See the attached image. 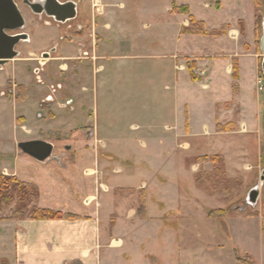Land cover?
<instances>
[{"label":"crops","instance_id":"crops-1","mask_svg":"<svg viewBox=\"0 0 264 264\" xmlns=\"http://www.w3.org/2000/svg\"><path fill=\"white\" fill-rule=\"evenodd\" d=\"M58 1L74 3L76 19L58 24L53 20H41L38 16L39 19L36 20L30 11H20L25 20L22 32L28 36V40L15 48L19 57L12 61H18L21 55L26 53L32 57L31 62H38L37 57L42 58L43 54L54 49L45 62L52 60V56L58 57L56 66L62 70V63L68 66V61H71L74 55L79 57L82 52L87 51L90 56L96 58L92 73H99L103 66L98 65V61L108 59L110 54L120 56V52H125L128 55L124 57L134 54L139 58L138 56L143 54L144 57L164 58L168 53L167 57L172 62L167 64V68L173 72L172 86L175 98L179 100L184 89H191L187 79L191 85L198 83V80L192 81L185 68L187 65L192 67L193 73H205L203 79L206 83L200 84V88L203 91H212L210 120L201 123L199 128L192 127L190 105H183L184 128L187 133L184 135V142L188 144L190 151L193 149L194 153L197 149L195 144L187 140L205 137L209 147L204 148L207 154L202 155L222 157L230 179L242 181V177L247 182H252L253 179L254 183L250 186H257L264 171V148L260 146L259 140L262 139V130L264 131V101L257 90L262 56L254 45V20L259 12L254 6V0H99L103 13L96 20H89L82 15L87 10L88 16L91 17L92 0ZM222 1L230 7L231 13L220 19L230 21H220L214 27L208 21L211 19L206 10L220 9ZM173 6L186 8L187 14L173 12ZM80 14L83 20L79 19ZM27 15L30 18H27ZM189 17L202 22L207 31L226 26L225 33L217 37L182 34L181 30L189 26ZM246 20H249L248 23ZM241 21L243 26L239 24ZM75 26L81 31H73ZM182 39L198 44H194L196 47L193 48L188 45L181 51ZM178 60H183L181 65L176 64ZM10 62L0 67L1 86L5 85L6 78L2 74L11 66ZM87 65L89 63L85 60L76 63L81 73L80 80L85 72L88 73ZM19 67L22 68L21 64ZM178 67L183 69L178 70ZM179 73L185 74L180 76ZM34 74H38V69L34 70ZM81 89L85 90V87L82 86ZM9 94L10 96L5 98L6 95L0 88V171L10 173L21 182L34 184L39 190L36 202L38 208L72 214L79 219L0 220L3 222L0 223V260H3L4 264H242L236 260L234 252L249 256L254 264H264V184L259 189L256 205L243 212H239L237 207L229 210L222 207L207 208L205 204L213 197L196 185L193 176L177 184L174 207H167L164 201L153 198L154 206L160 209L155 217L150 215L149 207V199L152 200L153 197L149 193L151 182H142L136 188H113L131 190L144 187V218L138 215V208H133L131 199L127 204H117V199H122L123 203L126 196L117 197V194L105 193L103 207L99 195L94 192L97 188L93 186L94 182L85 184L81 180L79 169L84 166L83 161L68 168L63 166L64 153L60 156L53 155L56 160H50L46 164L20 153L17 148L19 142H52L41 138L42 135L29 138L31 135L22 132L21 127L24 125L18 123V118L27 119L26 111L29 112L37 103L33 101L30 109H23L20 106L27 101L17 103L12 99L13 91ZM55 99L53 98L52 102L39 101L37 109L53 116L51 118H56L57 110L63 104H73L72 99L66 98L64 103L58 101V98L56 101ZM69 101L71 104L67 105ZM44 104L47 108H44ZM19 109H22L21 113H18ZM38 114L39 112H36V118L42 120L41 114L40 117ZM228 124L233 126L230 131L218 130V125L223 127ZM241 127H244V130ZM165 128L171 129L168 126ZM193 130L198 132L193 134ZM184 137L175 140L178 150L184 145ZM255 139L258 140V147L257 152L253 153V158H258V164L252 166V170L246 171L244 162L249 158V148ZM104 149L107 150L105 147L94 150L83 148L74 152L77 158L91 159L92 167L95 166L99 173L102 166L106 168L108 175L112 160L117 163L119 161L118 157L108 151V161L102 160L100 152ZM202 155L200 156L203 157ZM54 161L58 166L52 164ZM117 169L121 170L120 174L123 173L117 164L112 173ZM255 169L257 174L248 177L246 172L251 173ZM243 172L246 173L245 176ZM158 178L160 177L156 173L152 180L159 183ZM185 184L189 185V189L183 193L184 188L181 186ZM130 196L132 198L131 194ZM212 211L215 214L209 215ZM152 221H157V238L161 239L157 253L148 248L146 233H150L149 223ZM216 221L222 222L226 228L220 235V242L216 241L219 232L217 234V231L210 227V223Z\"/></svg>","mask_w":264,"mask_h":264},{"label":"rangeland","instance_id":"rangeland-1","mask_svg":"<svg viewBox=\"0 0 264 264\" xmlns=\"http://www.w3.org/2000/svg\"><path fill=\"white\" fill-rule=\"evenodd\" d=\"M14 1L17 3L20 11L29 12V9L22 5V0ZM222 4L220 9L215 10L211 8L206 10L211 19L208 21L214 27L220 21H230L220 19L227 17V13H231L230 7L224 1H222ZM261 5L263 7L260 13L258 12L259 15L257 14L260 17L258 19L260 27L264 16V0L261 2ZM90 11L91 17L88 16L87 10L82 13L89 20H96L103 13L102 9L101 14H96L92 1ZM82 15H79L80 20H83L81 19ZM26 17L30 18L29 15ZM35 19L38 20L39 18L35 16ZM41 20L52 19L42 16ZM248 21L246 20L247 23ZM239 24L243 26L244 23L241 21ZM165 35H167V32H165ZM256 37L254 32V45L257 49ZM210 43L214 46L213 41ZM194 44H198V42L192 43L182 39L181 51L188 45L192 48L196 47ZM167 48L168 45H166L165 51L168 50ZM120 54V56L118 54H110L108 59L98 61V65L103 66V69L99 73H92L95 64L92 68L90 65H87L88 73L85 72L82 80H80L81 73L77 69L78 66H76L78 62L77 54L70 59L71 61H68V66L62 63L61 70L56 66L58 63L56 59L58 57L52 56V60L46 61L44 65H41L36 61L31 62L32 57L25 53L21 55L18 61H11V66L4 70L2 75L5 76L6 82L4 86L0 85V88L5 93V98L10 96L9 92L12 91L14 93L12 98L14 101L23 97L24 100L20 103L27 102L20 107L30 109L33 101L37 104L39 101L40 103L45 102L46 96L50 95L52 89H56L57 85L60 84L62 88L56 90L55 95L52 94L51 96L56 99L58 98V101L62 102L66 98L72 99L73 104L70 106L63 104L62 109L57 110V119L51 118L53 116L37 109V104L33 105L32 109L29 112L27 110L25 113L27 119L18 118V123L24 125L21 127L22 132H25L26 135H31L29 138H38L42 135L41 138L49 139L54 146L53 155L60 156L63 153L65 154V164L62 163L64 167L72 168L78 162L83 161L84 166L79 169L81 180L85 184H93L94 182L93 186L97 187L94 192L99 195L101 199L100 203L103 207L102 200L104 197L106 198L105 193L117 194V197L126 196V201L122 203V199H117L119 200L117 204L129 203L131 199L133 208H138V215L142 217V214L146 210L145 188L131 190L113 188H136L142 182H151L149 193L153 196V201L149 199V207L150 215L155 217L160 210L154 206L155 200H162L167 207L172 208L175 206L174 199L177 195V184L186 178L188 179L189 176H193L194 178L204 172L210 174L214 171L211 162L199 160L201 158L200 155L207 154L204 148L209 147L206 144L208 139L202 136L199 139L193 137V139L187 140L195 144L194 147L197 150L194 153L192 152L194 150L190 151V147L188 148V144L184 142L186 141L184 135L187 133L184 128L183 107L185 103L190 105L192 127L193 129L199 128L201 123L210 120L211 103L213 101V97H211L212 91H203L200 88V84L206 83L203 79L205 75L201 78L198 76V73L203 71L195 72L192 77L198 80V83L191 85L189 79H187L189 82L188 86L191 89L181 90L182 93L178 100L174 97L173 93V72L167 68V64L172 62L167 57L168 53H166L164 58L161 56L155 58L144 57L143 54H140L139 58H136L134 54L124 57L128 53L120 52ZM37 59H41V62L45 61L40 57H37ZM182 62L183 60H178L176 64L181 65ZM20 64L22 68L19 67ZM162 64L163 67H161ZM188 66L185 67L186 70H188ZM35 69H38V74H34ZM179 74L180 76H184L185 73ZM222 75L224 76V73ZM82 86L85 87V90L81 89ZM260 94L264 101V94ZM44 108H47L45 104ZM21 110L19 109L18 113H21ZM36 112L41 114L42 120L36 118ZM50 126L52 127L50 128ZM166 126L171 127V129H166ZM196 132L198 131L193 130L191 133L194 134ZM178 137H184L182 141L184 145H182L183 147L180 150H178L175 143ZM261 137L262 139H259L261 141L260 146L264 148V142L262 141L264 140L263 130ZM257 142L258 140L255 139L249 148V158L244 162L246 171L252 170V166L255 167L258 164V158L256 156L253 158V153L257 152ZM65 146L70 147V149L65 150ZM103 147L107 148V150L104 149L100 152L102 160L108 161L106 158L110 157L109 153H111L115 157H118L119 161L117 163L115 160L116 163H114L115 161L112 160L108 175L106 168L102 166V170L99 173L95 166L92 167L93 163L91 159L83 160L82 158H77V154L74 152V150L83 148L94 150L96 148L102 149ZM206 157L211 156L206 155ZM112 159L114 158L112 157ZM183 160L186 168H184ZM56 163L54 161L52 164L58 166ZM262 163L264 167V159ZM116 164L123 170L122 174H120L121 170H118L119 168L116 172H113L114 174L112 173V169ZM210 169L211 171H207ZM219 169L218 172L214 171L211 174L214 180L213 183H215L213 185L216 187L210 184L209 187H213L214 189L203 188L207 194L213 197L210 199L211 202L203 204L207 208L222 207L224 210L241 207L242 203L246 200V191H249L255 185L250 186L254 183V180L252 179V182H247L242 177V181L230 179L226 173L224 160L221 161ZM0 173L6 177H12L10 173H2L1 171ZM156 173L160 177L158 178L159 183L152 180ZM246 173L250 177L252 174H257V170L255 169L251 173ZM246 173L243 172V176ZM97 182H99V186ZM181 187L182 189L184 188L183 193L189 189L188 184ZM85 203L88 204L90 202ZM50 204H54V202H50ZM13 209V205L9 208L1 209L0 220H9ZM156 222L152 221L149 223V227L151 228L150 233H146L147 240H149L148 248L154 251V253L158 252V243L161 241V239L158 240L157 238ZM210 227L212 230L217 231V234L219 232V238L214 240L220 242V235L226 231V228L220 221L211 222ZM0 264H4V261L0 260Z\"/></svg>","mask_w":264,"mask_h":264},{"label":"water","instance_id":"water-1","mask_svg":"<svg viewBox=\"0 0 264 264\" xmlns=\"http://www.w3.org/2000/svg\"><path fill=\"white\" fill-rule=\"evenodd\" d=\"M22 5L26 6L33 15L40 18L45 16L58 24L75 20L77 16L76 5L72 2L60 3L58 0H22ZM24 27L25 20L17 3L14 0H0V67L19 57V52L15 48L21 42L28 40V36L22 32ZM261 28L262 33L259 40V50L262 60L260 69L264 79V16ZM51 52H54V49ZM51 52L43 54L42 59H48ZM70 104L71 101L67 102V105ZM17 148L21 154L41 164H46L50 160H56V157L52 154L54 146L46 141H23L17 144ZM69 149L70 147H65V150ZM263 184L264 171L259 177L257 186L247 193L246 200L242 203V206L236 208L239 212L245 211L248 207L253 208L256 205L259 189Z\"/></svg>","mask_w":264,"mask_h":264},{"label":"trees","instance_id":"trees-1","mask_svg":"<svg viewBox=\"0 0 264 264\" xmlns=\"http://www.w3.org/2000/svg\"><path fill=\"white\" fill-rule=\"evenodd\" d=\"M261 2L262 0H254V6L259 11V13H260V10L262 9ZM173 12L187 14V9L186 8H176L175 6H173ZM259 18L260 17L256 15L255 17L256 21H255V27H254V32L257 36L256 45H257L258 51H259V39L262 33L260 23L258 20ZM189 19H190L189 26L181 30L182 34L217 37L225 33L226 26H222L218 30L207 31L205 28V25L202 22H198L192 17H189ZM187 69H188V73L192 81H196L195 78L192 77L194 76L192 67L188 66ZM259 71L261 74L260 67H259ZM233 76L234 78L236 77L235 67H233ZM22 100H24L23 97L16 99V102L20 103L22 102ZM232 128L233 126L229 124L223 127L218 125V130L220 132L230 131ZM199 160H201L202 162H205L206 160L211 162L212 166L214 167L213 170L216 172L220 170L219 165L221 161H223L222 157L220 156H211V157L203 156L199 158ZM214 171H212V173L210 174L204 172L203 174H199L196 177H194L196 185L202 189L203 188L214 189L213 187H216V186H214L215 183H213L214 180H213V176L211 175L213 174ZM210 184L213 187H209ZM38 198H39V190L34 184L21 182L14 176L6 177L0 173V210L9 208L12 205L14 206L13 212L11 216L9 217V220L17 221V220H24V219H29V220H58V219L78 220L79 219L78 216H75L72 214H63L58 211L38 208L36 206V202ZM213 214H215L214 211L209 212V215H213ZM144 217H145V212L144 214H142V218ZM234 253H235V258L238 262L242 264H254L253 260L249 256H241L238 254V252H234Z\"/></svg>","mask_w":264,"mask_h":264},{"label":"flooded vegetation","instance_id":"flooded-vegetation-1","mask_svg":"<svg viewBox=\"0 0 264 264\" xmlns=\"http://www.w3.org/2000/svg\"><path fill=\"white\" fill-rule=\"evenodd\" d=\"M71 27V26H70ZM69 27V28H70ZM73 31H76V32H80L81 31V29L80 28H78L77 26H75L74 27V30ZM10 34H15V33H10ZM17 34V33H16ZM50 55H51V53H50ZM78 61H83V60H85V61H87L88 63H89V65H91V66H94V63H95V60H96V58L94 57V56H90V54L87 52V51H85V52H82V54H81V56H79L78 58ZM38 60V62L41 64V59H37ZM44 62L45 61H43L42 62V64L41 65H44ZM4 66V65H3ZM95 69V67L93 68V70ZM95 72V71H94ZM62 87H61V85L59 84V85H57V87H56V89H52V93L50 94V95H48V96H46V98H45V102H52L53 101V97L51 96L52 94H54L55 95V93H56V90H60ZM9 93H11V92H9ZM10 95V94H9ZM53 95V96H54ZM42 107V106H41ZM38 116L40 117V114H38Z\"/></svg>","mask_w":264,"mask_h":264},{"label":"built area","instance_id":"built-area-1","mask_svg":"<svg viewBox=\"0 0 264 264\" xmlns=\"http://www.w3.org/2000/svg\"><path fill=\"white\" fill-rule=\"evenodd\" d=\"M92 6L96 12V14H101L102 12V7L100 5V1L99 0H92ZM183 68L182 67H178V70H182ZM205 75L204 72H199L198 73V76L203 78ZM257 90L259 93H262L264 94V79L263 77H259L258 80H257ZM242 130H244V127H241Z\"/></svg>","mask_w":264,"mask_h":264}]
</instances>
